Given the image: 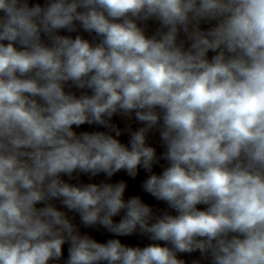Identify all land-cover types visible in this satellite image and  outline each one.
<instances>
[{
    "label": "clouds",
    "instance_id": "1",
    "mask_svg": "<svg viewBox=\"0 0 264 264\" xmlns=\"http://www.w3.org/2000/svg\"><path fill=\"white\" fill-rule=\"evenodd\" d=\"M0 264H264V0H0Z\"/></svg>",
    "mask_w": 264,
    "mask_h": 264
}]
</instances>
